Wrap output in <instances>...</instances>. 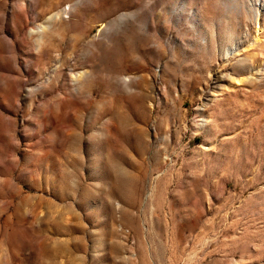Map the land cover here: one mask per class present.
<instances>
[{
    "label": "rangeland",
    "instance_id": "374dc122",
    "mask_svg": "<svg viewBox=\"0 0 264 264\" xmlns=\"http://www.w3.org/2000/svg\"><path fill=\"white\" fill-rule=\"evenodd\" d=\"M0 264H264V0H0Z\"/></svg>",
    "mask_w": 264,
    "mask_h": 264
}]
</instances>
